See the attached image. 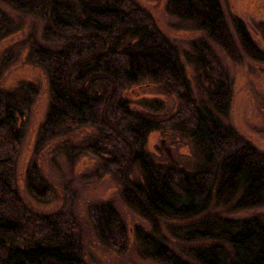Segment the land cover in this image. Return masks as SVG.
I'll return each instance as SVG.
<instances>
[{"label": "trees", "instance_id": "obj_1", "mask_svg": "<svg viewBox=\"0 0 264 264\" xmlns=\"http://www.w3.org/2000/svg\"><path fill=\"white\" fill-rule=\"evenodd\" d=\"M164 2L179 23L232 50L218 0ZM0 3L43 23L44 44L32 41L28 54V61L45 72L49 89L37 147L91 129L84 151L120 179L123 201L150 227L135 233L140 255L159 264H264V219L224 216L264 206V154L225 123L230 83L206 42H194L181 54L130 0ZM232 27L246 55L264 63V51L244 24L235 19ZM15 29L0 10V41ZM260 31L264 37V27ZM152 87L177 103L167 121L157 115L160 101L138 98L139 88ZM35 95L28 84L0 92V264H86L71 215L31 214L18 197L15 163L22 122ZM154 132L191 146L192 163L182 166L171 154L160 162L150 158L145 145ZM39 177L34 170L26 181L30 193L44 195L49 190ZM94 214L102 243L125 240L112 207ZM165 222L177 224L170 230L186 246L185 260L165 243L160 227ZM203 241L208 244L199 246Z\"/></svg>", "mask_w": 264, "mask_h": 264}, {"label": "rangeland", "instance_id": "obj_2", "mask_svg": "<svg viewBox=\"0 0 264 264\" xmlns=\"http://www.w3.org/2000/svg\"><path fill=\"white\" fill-rule=\"evenodd\" d=\"M130 1L149 16L156 29L181 54L189 52L194 42H206L230 83L231 98L225 123L256 151L264 154V63L253 61L246 55L232 27L233 20L241 21L254 45L264 51V37L260 31L264 27V0H218L232 50H225L206 41L202 33L194 32L189 26L179 23L165 10L164 0ZM0 10L17 27L11 35L0 41V92L12 93L22 84H28L36 90L22 122V141L15 163L17 192L23 206L31 214L39 216H51L59 212L71 215L86 264H159L144 258L137 249L136 231L148 232L150 227L123 201L120 179L104 167L101 159L84 151L85 140L90 136L91 129H80L37 147L38 130L48 110L49 89L45 72L28 61V54L32 41L43 43V23L39 19L21 15L2 3ZM181 61L187 78L193 82L191 68L185 65L182 56ZM136 93L140 95L138 98L146 97L151 102H161V110L157 115L162 120L167 121L176 108L177 103L172 97L161 94L154 87L139 88ZM166 127L168 129L169 126ZM162 135V132H154L148 137L145 150L150 158L160 162L171 154L170 157L182 166L192 163L191 146L185 145L178 137ZM34 170L48 187L49 191L44 195L29 191L26 180ZM102 206L112 207L122 222L126 232L122 243L108 245L99 240L94 213ZM224 216L234 220L255 217L264 219V206L225 213ZM174 226L177 224L165 222L160 227L163 235L168 237L165 243L169 249L185 260L186 246L173 238L170 228ZM206 244L208 242L203 241L199 246Z\"/></svg>", "mask_w": 264, "mask_h": 264}]
</instances>
